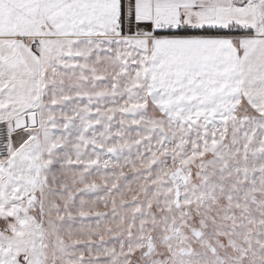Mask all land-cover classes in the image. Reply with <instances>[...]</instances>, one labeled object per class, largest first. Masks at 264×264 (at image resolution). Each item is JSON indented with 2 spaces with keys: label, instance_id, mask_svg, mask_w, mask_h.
<instances>
[{
  "label": "snow or ice",
  "instance_id": "snow-or-ice-1",
  "mask_svg": "<svg viewBox=\"0 0 264 264\" xmlns=\"http://www.w3.org/2000/svg\"><path fill=\"white\" fill-rule=\"evenodd\" d=\"M0 264H264V0H0Z\"/></svg>",
  "mask_w": 264,
  "mask_h": 264
}]
</instances>
